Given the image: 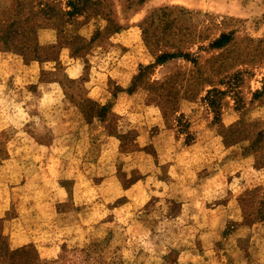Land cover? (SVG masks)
Masks as SVG:
<instances>
[{
  "label": "rangeland",
  "instance_id": "rangeland-1",
  "mask_svg": "<svg viewBox=\"0 0 264 264\" xmlns=\"http://www.w3.org/2000/svg\"><path fill=\"white\" fill-rule=\"evenodd\" d=\"M0 264H264V0H0Z\"/></svg>",
  "mask_w": 264,
  "mask_h": 264
}]
</instances>
